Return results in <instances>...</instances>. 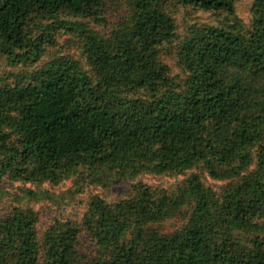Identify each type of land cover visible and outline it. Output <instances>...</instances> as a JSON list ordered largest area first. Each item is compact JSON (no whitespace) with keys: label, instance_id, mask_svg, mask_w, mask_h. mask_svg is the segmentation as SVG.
I'll list each match as a JSON object with an SVG mask.
<instances>
[{"label":"trees","instance_id":"16d2710c","mask_svg":"<svg viewBox=\"0 0 264 264\" xmlns=\"http://www.w3.org/2000/svg\"><path fill=\"white\" fill-rule=\"evenodd\" d=\"M166 1L129 0L128 20L105 38L60 19L95 17L104 0H0V54L38 57L64 28L83 37L91 65L61 56L1 86L0 177L59 182L110 164L185 176L175 190L139 183L114 203L96 196L82 223L40 229L38 212L16 206L0 219V264H264V0L245 32L202 24L178 42L177 89L159 54L175 33ZM175 1L235 12L234 0ZM140 89L150 96L127 95ZM198 167L225 181L220 192ZM175 218L173 231L157 228Z\"/></svg>","mask_w":264,"mask_h":264},{"label":"rangeland","instance_id":"374dc122","mask_svg":"<svg viewBox=\"0 0 264 264\" xmlns=\"http://www.w3.org/2000/svg\"><path fill=\"white\" fill-rule=\"evenodd\" d=\"M235 12L204 11L195 6L168 0L161 5L174 20L175 30L173 39L160 47V57L170 69V79L173 89L184 86L186 75L182 71L177 60L178 42L186 36L194 26L208 24L219 26L234 31H247L251 28L254 0H234ZM129 0H104L98 15L92 18H73L61 15L60 19L81 20L89 23L105 38H110L129 17ZM52 22V21H48ZM46 23V22H44ZM40 29L35 28L33 35H38ZM51 38L45 42L40 55L26 58H9L0 54V88L4 83H12L19 73L28 74L38 70L48 61L61 56H68L77 60L79 65L90 70L91 65L87 58L83 37L76 32L64 28L50 30ZM127 95L136 97L150 96V92L144 89L129 92ZM257 146L252 148L255 151ZM103 169L94 170L87 166L77 167L75 172L64 176L59 182L51 180H31L20 178L7 172L0 177V219L9 214L16 206L32 208L39 214L37 226L45 229L56 219L70 220L82 223L84 215L88 211L91 200L100 196L109 203L117 202L132 196L139 183H145L153 188H165L175 190L185 180L184 175H161L141 173L134 177L125 176L121 166L112 164ZM193 171L201 172L205 178L207 172H202L198 167ZM193 173V172H192ZM209 178V177H208ZM207 185L220 192L225 181H217L209 178ZM35 191L34 195L28 194V190ZM182 220L175 218L157 226L160 231L171 232L176 229ZM82 250L91 254L95 245L82 231Z\"/></svg>","mask_w":264,"mask_h":264}]
</instances>
